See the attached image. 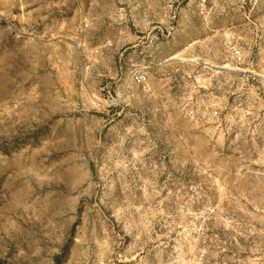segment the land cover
<instances>
[{
    "label": "rangeland",
    "instance_id": "rangeland-1",
    "mask_svg": "<svg viewBox=\"0 0 264 264\" xmlns=\"http://www.w3.org/2000/svg\"><path fill=\"white\" fill-rule=\"evenodd\" d=\"M0 264H264V0H0Z\"/></svg>",
    "mask_w": 264,
    "mask_h": 264
}]
</instances>
